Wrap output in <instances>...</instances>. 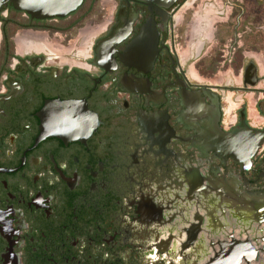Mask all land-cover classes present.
I'll return each instance as SVG.
<instances>
[{"label":"flooded vegetation","instance_id":"1","mask_svg":"<svg viewBox=\"0 0 264 264\" xmlns=\"http://www.w3.org/2000/svg\"><path fill=\"white\" fill-rule=\"evenodd\" d=\"M109 1L0 0V264H264L261 48L232 41L239 82L204 84L171 46L187 0ZM69 102L94 128L60 126Z\"/></svg>","mask_w":264,"mask_h":264},{"label":"rangeland","instance_id":"2","mask_svg":"<svg viewBox=\"0 0 264 264\" xmlns=\"http://www.w3.org/2000/svg\"><path fill=\"white\" fill-rule=\"evenodd\" d=\"M110 5L109 0H100L97 9H108ZM263 8L257 0H187L176 12L171 46L193 75L191 78L204 84H237L239 77L233 74L234 66L226 63L224 57L232 41H236L233 47H242L247 59L252 56L250 53H256L253 46L260 47L261 54L256 58L264 60V45H258L264 42ZM91 25L90 21L83 27L89 30ZM236 105L237 101L229 110Z\"/></svg>","mask_w":264,"mask_h":264},{"label":"water","instance_id":"3","mask_svg":"<svg viewBox=\"0 0 264 264\" xmlns=\"http://www.w3.org/2000/svg\"><path fill=\"white\" fill-rule=\"evenodd\" d=\"M176 0H147L149 5H159L163 9H168ZM15 6L19 10L28 11L36 18H54L65 17L76 11L84 2V0H13ZM37 11H41L42 15H36ZM51 106L43 112V117L50 118L49 111ZM60 110L58 116H54L60 121L61 127L72 131V134L78 135L79 131H88L94 128L97 117L93 115L85 104L77 102H69L59 104ZM264 134L259 133V139L263 141Z\"/></svg>","mask_w":264,"mask_h":264},{"label":"trees","instance_id":"4","mask_svg":"<svg viewBox=\"0 0 264 264\" xmlns=\"http://www.w3.org/2000/svg\"><path fill=\"white\" fill-rule=\"evenodd\" d=\"M91 12V11H90Z\"/></svg>","mask_w":264,"mask_h":264}]
</instances>
